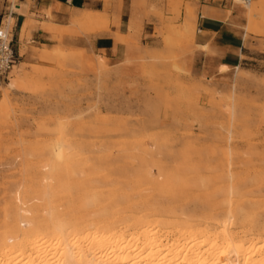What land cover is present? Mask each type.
<instances>
[{
    "label": "rangeland",
    "instance_id": "rangeland-1",
    "mask_svg": "<svg viewBox=\"0 0 264 264\" xmlns=\"http://www.w3.org/2000/svg\"><path fill=\"white\" fill-rule=\"evenodd\" d=\"M98 1L0 82V239L144 214L264 238V0H229L243 63L200 77V0ZM98 31L114 58L63 41Z\"/></svg>",
    "mask_w": 264,
    "mask_h": 264
},
{
    "label": "bare ground",
    "instance_id": "bare-ground-1",
    "mask_svg": "<svg viewBox=\"0 0 264 264\" xmlns=\"http://www.w3.org/2000/svg\"><path fill=\"white\" fill-rule=\"evenodd\" d=\"M22 226L28 228L25 244L0 239V264H264V238L222 227L213 231L185 218L144 214L121 226L103 220L79 234L54 224L56 234L49 236L33 235L26 222Z\"/></svg>",
    "mask_w": 264,
    "mask_h": 264
},
{
    "label": "crops",
    "instance_id": "crops-1",
    "mask_svg": "<svg viewBox=\"0 0 264 264\" xmlns=\"http://www.w3.org/2000/svg\"><path fill=\"white\" fill-rule=\"evenodd\" d=\"M98 0H0V22L8 16L13 21V46L19 53V61H32L42 49L56 44L53 39L55 26L68 27L73 15L79 11L94 14L100 10ZM197 47L191 57V73L196 77L217 76L222 66L229 70L243 63L245 34L241 29L242 20L231 7L229 0H200L197 7ZM113 32L127 34L123 23ZM75 41L90 46L100 55L114 58V49L120 50L123 43H117L112 34L98 31L72 39L64 35V42ZM228 70V71H229ZM227 72V71H226Z\"/></svg>",
    "mask_w": 264,
    "mask_h": 264
},
{
    "label": "built area",
    "instance_id": "built-area-1",
    "mask_svg": "<svg viewBox=\"0 0 264 264\" xmlns=\"http://www.w3.org/2000/svg\"><path fill=\"white\" fill-rule=\"evenodd\" d=\"M8 17L0 22V82L9 79L20 57L13 46V27Z\"/></svg>",
    "mask_w": 264,
    "mask_h": 264
}]
</instances>
